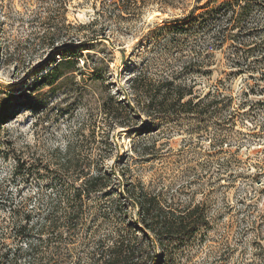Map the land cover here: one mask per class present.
<instances>
[{
	"label": "rangeland",
	"instance_id": "1",
	"mask_svg": "<svg viewBox=\"0 0 264 264\" xmlns=\"http://www.w3.org/2000/svg\"><path fill=\"white\" fill-rule=\"evenodd\" d=\"M102 1L0 0L1 249L18 243L9 225L12 211L21 220L33 211L36 223L38 208L58 190L52 171L68 142L85 156L82 137L97 125V145L82 166L104 165L115 176L111 188L86 200V218L73 244L61 242L83 258L81 264H89L86 255L100 240L132 231L144 248L150 243L138 209L123 197L128 185L132 192L131 185L142 187L175 212L199 207L204 219L191 236L168 243L164 258L154 246L155 264H264V51L257 47L262 33L238 42L226 39L228 33L216 36L229 16H204L220 1L140 0L107 16ZM96 19L95 30L105 39L80 50V72L44 97L48 113L39 118L25 109L30 89L46 73L39 71L68 57L52 45L84 34L80 26ZM179 86L191 93L185 101L205 97L204 105L212 106L203 115L185 113L174 101ZM111 97L128 128L105 120L101 106ZM69 178L68 183L76 176Z\"/></svg>",
	"mask_w": 264,
	"mask_h": 264
},
{
	"label": "trees",
	"instance_id": "2",
	"mask_svg": "<svg viewBox=\"0 0 264 264\" xmlns=\"http://www.w3.org/2000/svg\"><path fill=\"white\" fill-rule=\"evenodd\" d=\"M157 1L163 5L165 2L176 0H147V3L152 4ZM213 1H220L221 3L207 12L204 21H207V17L211 14L229 16L228 25L221 29L216 36L221 37L228 33L226 39L230 37L238 42L237 39H241V37L252 36L254 33L259 35L261 32L262 38L257 47H261L263 52L264 0ZM102 2V15L107 16L108 14L112 15L115 11L124 12L129 10L135 7L140 0H103ZM261 15L262 17H260ZM97 22L96 19L88 25L80 26L85 35L82 33L66 35L63 37L66 41L62 42L61 45L58 47L55 46V43L52 45L53 49H57L56 52H59V56L67 55L68 57H63L60 62L51 61L48 71L47 66L39 71L40 73L46 71V73L30 89L28 100L24 103L25 109L35 113L39 118L43 113H48L50 110L49 102L45 101L44 97L49 93L54 94L62 85L72 81L73 74L80 72L81 68L78 67L77 59L80 50L88 46L87 42L105 39L103 38L105 36L95 30ZM83 39L87 40L83 41ZM54 40H57L55 35ZM239 44L243 43L239 41ZM249 53H252V51L250 50ZM87 54H90V51H87ZM262 54V58H264V53ZM102 61L104 62V58L101 59ZM85 65L87 66V63ZM237 65H240V63L237 62ZM93 67L92 70L96 71L100 68L95 65ZM44 88H49V91L42 93ZM190 94L182 86L177 87L175 90L174 101L180 107L186 109L185 113L203 115L205 111L203 108H210L213 104L211 102L208 106H205V97L198 99V101L192 99L185 101ZM33 95L37 96L32 97ZM112 100L113 97L102 103L101 112L105 115V120L111 119L114 126L128 128L127 123H124V125L119 121L120 118L115 108H113L114 102ZM1 124L3 123L0 121V126ZM96 126L94 125L92 131L89 130L91 135L82 137V148H87L85 156L82 155L81 151L77 153L74 141L68 142L63 161L52 171L57 178L54 189L58 190L54 193L53 198L49 199L45 208H38L39 213L36 215V223L32 216L33 211H29L24 215L22 220L19 219L21 215L17 214L16 211H12L13 217L8 223L15 235V242H18V246L16 245L15 248L10 247L4 251L0 247V264H61V258L68 260L69 263L72 262V264L83 263L82 257H75L73 249L70 247L64 249L61 242L70 240L69 242L73 244L76 231L86 218V210H88L86 200L113 186L115 175L109 173L104 165L97 167V169H93L88 164L85 167L82 166L83 161L92 158L91 147L97 145V141H95ZM81 131L83 130H78L79 135L82 134ZM76 135H78L77 132ZM90 139H93L92 143ZM106 144L110 146L109 143ZM101 158L103 157L101 156ZM22 169L23 166L18 165L17 171ZM70 175H75L76 178L68 183ZM131 187L133 192L130 185H128V188L124 187L123 197L130 200L131 205L138 209L139 224L148 234H151L150 243L144 248V245L139 242L138 235L136 233L132 235V231L128 232L127 235H119L111 240H100L95 244V248L86 255L89 264H155L157 255L154 246L159 247L164 258L168 243L191 236L197 226L204 220L199 214V207L175 212L162 204L158 197L146 194L142 187L139 186L138 191H136L135 186L131 185ZM4 237L5 233H3L1 240Z\"/></svg>",
	"mask_w": 264,
	"mask_h": 264
}]
</instances>
